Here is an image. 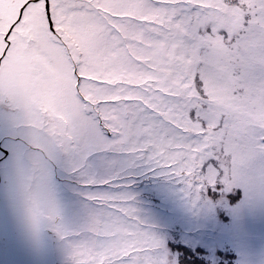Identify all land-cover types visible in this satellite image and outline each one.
Segmentation results:
<instances>
[{"label": "snow or ice", "instance_id": "snow-or-ice-1", "mask_svg": "<svg viewBox=\"0 0 264 264\" xmlns=\"http://www.w3.org/2000/svg\"><path fill=\"white\" fill-rule=\"evenodd\" d=\"M0 131L68 264H181L136 186L194 215L240 187L264 202V0H0Z\"/></svg>", "mask_w": 264, "mask_h": 264}, {"label": "rangeland", "instance_id": "rangeland-1", "mask_svg": "<svg viewBox=\"0 0 264 264\" xmlns=\"http://www.w3.org/2000/svg\"><path fill=\"white\" fill-rule=\"evenodd\" d=\"M57 175L61 178L60 189H65V194L59 193V196L63 205L66 197V215L75 217L82 210V198L73 191L70 177L67 176L61 185L63 176ZM11 180L14 179L9 182L16 191V201L23 204L9 202L8 210L2 211H8L9 218L0 221V241L9 248L0 250L1 257H4L0 263L12 264L9 259L11 250L13 257L22 264H32L28 254L31 255L34 243L30 237L44 235L46 238V229L39 233L34 231L18 179ZM136 190L141 194L145 209L168 235L169 246L180 254V258L187 257L184 262L181 260V264H264V202L246 195L244 188L229 193L224 204L196 215L176 197L164 179L141 178ZM6 238L9 241H5ZM46 240L49 244H39V250L44 251L40 254L42 261L33 264H68V254L61 240L58 239L56 244L50 236ZM181 245L188 246L189 250H182Z\"/></svg>", "mask_w": 264, "mask_h": 264}, {"label": "flooded vegetation", "instance_id": "flooded-vegetation-1", "mask_svg": "<svg viewBox=\"0 0 264 264\" xmlns=\"http://www.w3.org/2000/svg\"><path fill=\"white\" fill-rule=\"evenodd\" d=\"M5 133L3 131H0V153H4L5 155H0V221H2L1 219H8L9 218V213L8 211L5 213H2L3 210H8L9 206L8 203L9 202H14L17 204H23L22 202L19 203L17 202L16 198H15V194L16 191H13L11 186H10V182L9 179H14L11 180L12 181H17V175L15 172V169L11 166V164L8 162V158H7V149L5 148ZM63 176V180L61 182V185H64V183L66 182V175H62ZM60 177L57 175L56 180H57V184L60 183ZM58 188H59V193L65 194V189L62 190L60 189V186L58 184ZM74 191V190H73ZM68 192H70V189H68ZM75 192V191H74ZM71 195V194H69ZM64 206H68L66 204V197L64 199ZM12 216V215H11ZM46 238H49V236L54 240V243L56 244L57 240L59 239V237L51 230L46 229ZM44 235H32L30 237L31 243H34V246L32 247L31 245V255L28 254V256H30L31 258V263H36L37 261L41 262L42 258L40 256V254H42L44 251L39 250V244H43V243H47L49 244V241H47ZM9 238H6L5 241H9L7 240ZM7 246H3V243L0 241V250L3 248H6ZM9 248V247H8ZM11 252L8 253L11 255V257L9 259H11L12 264H19L17 259H15L12 255V251L9 250ZM4 258V257H2ZM3 261V259H2ZM60 261V259L58 260ZM0 262H1V258H0ZM1 264V263H0Z\"/></svg>", "mask_w": 264, "mask_h": 264}, {"label": "trees", "instance_id": "trees-1", "mask_svg": "<svg viewBox=\"0 0 264 264\" xmlns=\"http://www.w3.org/2000/svg\"><path fill=\"white\" fill-rule=\"evenodd\" d=\"M177 249L179 250V248H177ZM181 249H182V250H187V251L189 250L188 246H185V245H181ZM187 256H188V255H187ZM189 256H190V255H189ZM185 258H187V257H186V256H185V257H181V260L183 261ZM183 262H184V261H183ZM183 262H182V263H183Z\"/></svg>", "mask_w": 264, "mask_h": 264}, {"label": "bare ground", "instance_id": "bare-ground-1", "mask_svg": "<svg viewBox=\"0 0 264 264\" xmlns=\"http://www.w3.org/2000/svg\"><path fill=\"white\" fill-rule=\"evenodd\" d=\"M0 258H1V260L3 259V258L1 257V255H0ZM18 263H19V264H22L20 261H18Z\"/></svg>", "mask_w": 264, "mask_h": 264}]
</instances>
